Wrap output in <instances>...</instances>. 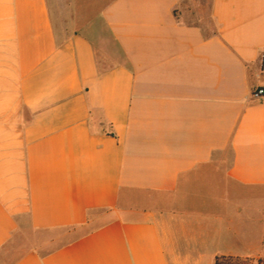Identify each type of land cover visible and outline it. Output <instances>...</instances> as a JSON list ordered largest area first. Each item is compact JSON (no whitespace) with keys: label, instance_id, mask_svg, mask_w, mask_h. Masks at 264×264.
<instances>
[{"label":"crops","instance_id":"0c3cea01","mask_svg":"<svg viewBox=\"0 0 264 264\" xmlns=\"http://www.w3.org/2000/svg\"><path fill=\"white\" fill-rule=\"evenodd\" d=\"M258 89L264 0H0V264H259Z\"/></svg>","mask_w":264,"mask_h":264},{"label":"rangeland","instance_id":"374dc122","mask_svg":"<svg viewBox=\"0 0 264 264\" xmlns=\"http://www.w3.org/2000/svg\"><path fill=\"white\" fill-rule=\"evenodd\" d=\"M77 232L72 229H64L58 231H52L47 234H43L44 236L50 237V248L58 246V244H62L63 242H67L74 234Z\"/></svg>","mask_w":264,"mask_h":264},{"label":"trees","instance_id":"16d2710c","mask_svg":"<svg viewBox=\"0 0 264 264\" xmlns=\"http://www.w3.org/2000/svg\"><path fill=\"white\" fill-rule=\"evenodd\" d=\"M215 264H249L248 261L234 259L233 257H217Z\"/></svg>","mask_w":264,"mask_h":264},{"label":"built area","instance_id":"2783aa9c","mask_svg":"<svg viewBox=\"0 0 264 264\" xmlns=\"http://www.w3.org/2000/svg\"><path fill=\"white\" fill-rule=\"evenodd\" d=\"M264 95V89H258L256 92L253 93V97H259ZM259 264H264V260L261 261Z\"/></svg>","mask_w":264,"mask_h":264}]
</instances>
